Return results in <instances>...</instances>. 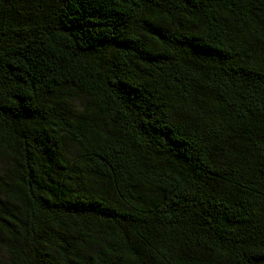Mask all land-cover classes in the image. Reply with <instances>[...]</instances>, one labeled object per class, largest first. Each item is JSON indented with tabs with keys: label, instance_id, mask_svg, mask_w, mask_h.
Listing matches in <instances>:
<instances>
[{
	"label": "trees",
	"instance_id": "16d2710c",
	"mask_svg": "<svg viewBox=\"0 0 264 264\" xmlns=\"http://www.w3.org/2000/svg\"><path fill=\"white\" fill-rule=\"evenodd\" d=\"M0 264H264V0H0Z\"/></svg>",
	"mask_w": 264,
	"mask_h": 264
},
{
	"label": "rangeland",
	"instance_id": "374dc122",
	"mask_svg": "<svg viewBox=\"0 0 264 264\" xmlns=\"http://www.w3.org/2000/svg\"><path fill=\"white\" fill-rule=\"evenodd\" d=\"M67 148H68V157L69 159L75 161L78 157V153L76 148L70 144L69 142H67Z\"/></svg>",
	"mask_w": 264,
	"mask_h": 264
}]
</instances>
